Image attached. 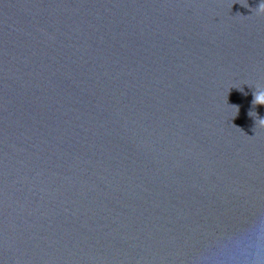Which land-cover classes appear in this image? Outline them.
<instances>
[{
    "label": "water",
    "instance_id": "1",
    "mask_svg": "<svg viewBox=\"0 0 264 264\" xmlns=\"http://www.w3.org/2000/svg\"><path fill=\"white\" fill-rule=\"evenodd\" d=\"M262 2L0 0V264L254 256Z\"/></svg>",
    "mask_w": 264,
    "mask_h": 264
},
{
    "label": "clouds",
    "instance_id": "2",
    "mask_svg": "<svg viewBox=\"0 0 264 264\" xmlns=\"http://www.w3.org/2000/svg\"><path fill=\"white\" fill-rule=\"evenodd\" d=\"M258 14H264V2L260 3L259 7L255 9ZM254 105H264V91L257 90L254 93ZM256 125L259 128H264V119H258ZM249 249L254 248L255 255L252 257L244 256L241 260L240 258H235L237 264H260L259 254L264 252V225H256L251 237L246 241Z\"/></svg>",
    "mask_w": 264,
    "mask_h": 264
}]
</instances>
